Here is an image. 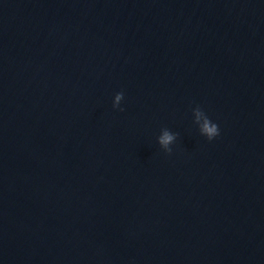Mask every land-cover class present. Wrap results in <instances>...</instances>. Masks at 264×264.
Masks as SVG:
<instances>
[{
	"label": "water",
	"instance_id": "water-1",
	"mask_svg": "<svg viewBox=\"0 0 264 264\" xmlns=\"http://www.w3.org/2000/svg\"><path fill=\"white\" fill-rule=\"evenodd\" d=\"M0 264H264V0H0Z\"/></svg>",
	"mask_w": 264,
	"mask_h": 264
},
{
	"label": "clouds",
	"instance_id": "clouds-1",
	"mask_svg": "<svg viewBox=\"0 0 264 264\" xmlns=\"http://www.w3.org/2000/svg\"><path fill=\"white\" fill-rule=\"evenodd\" d=\"M123 92L117 93L114 98L113 107L117 108L120 105L121 100L123 99ZM123 111V109H120ZM196 114V120L199 122L203 118V124L201 125L200 132L201 135L205 136L209 141L217 137L219 133L218 125L213 123L208 116L199 108L194 109ZM175 139L174 135L169 134L168 131H165L163 136L160 137L159 143L164 147L165 152L171 153V148L168 145Z\"/></svg>",
	"mask_w": 264,
	"mask_h": 264
}]
</instances>
